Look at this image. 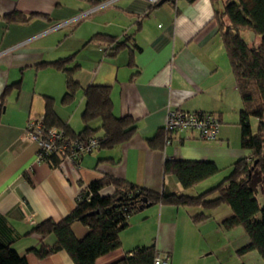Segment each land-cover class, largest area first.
<instances>
[{"label":"crops","instance_id":"crops-1","mask_svg":"<svg viewBox=\"0 0 264 264\" xmlns=\"http://www.w3.org/2000/svg\"><path fill=\"white\" fill-rule=\"evenodd\" d=\"M149 7L145 0H0V242L24 255L28 264H73L64 252L37 258L33 251L52 245L54 237L43 240L31 231L43 221L63 220L80 192L103 175L154 192L196 196L217 185L247 155L238 126L242 105L210 1L165 0ZM13 12L36 16L28 23H7L3 18ZM96 34L125 41V46L114 52L115 44L89 42ZM72 55L69 67L79 65L74 78L81 89L109 86L114 115L133 118L136 133L112 150L51 168L36 159L38 146L26 137L27 122L43 115L44 97H50L57 115L80 132L83 92L77 93L75 105L62 106L64 74L36 66ZM177 108L213 114L220 122L218 138L203 141L181 130L170 133L162 151L150 149L148 140L164 128L168 110ZM256 126L251 120L253 131ZM166 160L211 161L220 172L185 193L173 177L164 176ZM112 192L106 187L100 195ZM222 208L199 224L191 220L197 208L140 209L120 233V248L96 264H112L152 244L169 264H228L212 248L199 249L200 241L206 242L204 230L221 234L219 223L231 215ZM71 229L78 240L88 232L81 223Z\"/></svg>","mask_w":264,"mask_h":264},{"label":"trees","instance_id":"trees-1","mask_svg":"<svg viewBox=\"0 0 264 264\" xmlns=\"http://www.w3.org/2000/svg\"><path fill=\"white\" fill-rule=\"evenodd\" d=\"M186 1L192 3L195 0ZM209 1L242 105L238 126L240 145L247 155L234 162L229 174L217 185L196 196L154 192L103 175L80 192L74 209L63 220H46L32 229L31 233L43 240L48 236L54 237L52 245L42 244L38 250L33 251L37 258L64 252L73 264H96L98 258L120 248V233L128 227L130 218L140 209L152 205L197 208L198 212L191 215V220L199 224L210 219L212 211L226 206L231 215L222 220L219 227L224 230L240 227L248 239L237 254L243 256L255 251L264 262V202L261 206L258 199V193L264 197V0ZM156 5H149V10ZM217 5L221 6L220 9ZM35 16L13 12L3 19L7 23H28ZM243 31L253 32L258 38V44L250 47L244 42L240 37ZM95 40L115 44L114 52L125 46V41L119 43L115 38L102 34H96L89 42ZM73 60L72 55L36 66L38 70L49 68L64 74L65 92L60 101L62 106L74 104L77 93L80 90L83 92L84 109L80 132H75L57 115L52 98L44 97V134L53 130L60 135L57 148L43 155L40 160L51 168L59 167L64 160L77 164L82 156L96 150H112L128 143L136 133L133 118L114 115L109 86L90 85L81 89L74 78L79 65L69 67ZM129 61L131 65L132 58ZM3 99L4 96L0 107L4 105ZM251 120L257 123L255 131L251 128ZM94 121H99L98 126L91 125ZM172 132L175 131L160 129L153 139L148 140L149 148L162 151ZM98 133L101 134L98 136ZM93 140L96 145L89 152H79L73 147L74 143H89ZM219 172L220 169L211 161L166 160L163 164L164 176L173 177L183 190H190ZM106 187L112 188L113 192L106 196L100 195ZM143 198H146V203L142 202ZM74 223H81L88 229L82 240L76 239L72 233ZM158 256L161 255L152 244L136 247L112 264H154ZM161 257L168 260L167 255ZM0 264L28 263L24 255L0 242Z\"/></svg>","mask_w":264,"mask_h":264},{"label":"built area","instance_id":"built-area-1","mask_svg":"<svg viewBox=\"0 0 264 264\" xmlns=\"http://www.w3.org/2000/svg\"><path fill=\"white\" fill-rule=\"evenodd\" d=\"M148 5L157 4L160 0H145ZM219 121L214 115L206 113H197L185 111L182 109L168 110L164 128L170 131H192L197 134L198 139L203 141H215L219 133ZM59 134L50 131L44 134L43 117H30L26 126V137L37 144V160L57 148V142L60 139ZM96 145V142L74 143L73 147L79 152H89ZM64 148V146H63ZM44 153H41V152ZM154 264H169L165 257L158 256Z\"/></svg>","mask_w":264,"mask_h":264},{"label":"rangeland","instance_id":"rangeland-1","mask_svg":"<svg viewBox=\"0 0 264 264\" xmlns=\"http://www.w3.org/2000/svg\"><path fill=\"white\" fill-rule=\"evenodd\" d=\"M240 37L250 47L257 45V42L254 41V39L257 40L258 38L251 31L241 32ZM231 75H232V73H231ZM232 78H233V76H232ZM36 159H37V157H36ZM187 191L188 190L182 189V192L186 193ZM258 199H259L260 205L262 206L263 202H264V197L262 196V194L258 193ZM222 207H223L222 209L227 210V213L229 215L231 214L229 208H227L226 206H222ZM214 223L216 225V222H214ZM220 229H221L220 235H216L214 233H211V235H209L210 233H207V231L204 230L203 234L205 236L204 237L205 239H203V241H206V242L203 243L202 241H200V248L199 249H204V248H206V246L209 248H212L213 253H215V255H219L220 258H227L228 264H241V262H242V264L243 263H246V264H264L263 260L260 258L258 253L255 251L249 252L243 256H239L237 254V251L247 243V236H246V234L242 228L237 227V228H234L232 230H224L222 228H220ZM209 250H206L204 252L208 253ZM192 253H191L190 257L194 256V255H192ZM234 257H236V258H234Z\"/></svg>","mask_w":264,"mask_h":264},{"label":"water","instance_id":"water-1","mask_svg":"<svg viewBox=\"0 0 264 264\" xmlns=\"http://www.w3.org/2000/svg\"><path fill=\"white\" fill-rule=\"evenodd\" d=\"M164 2H165V0H160V1L157 3V6L162 5ZM142 202H143V203H146V202H147L146 198H143V199H142Z\"/></svg>","mask_w":264,"mask_h":264}]
</instances>
